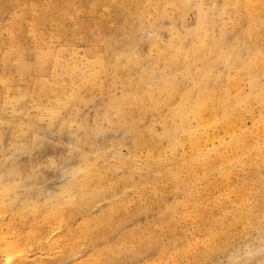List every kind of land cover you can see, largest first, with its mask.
I'll use <instances>...</instances> for the list:
<instances>
[{"label":"rangeland","instance_id":"obj_1","mask_svg":"<svg viewBox=\"0 0 264 264\" xmlns=\"http://www.w3.org/2000/svg\"><path fill=\"white\" fill-rule=\"evenodd\" d=\"M8 263L264 264V0H0Z\"/></svg>","mask_w":264,"mask_h":264},{"label":"bare ground","instance_id":"obj_2","mask_svg":"<svg viewBox=\"0 0 264 264\" xmlns=\"http://www.w3.org/2000/svg\"><path fill=\"white\" fill-rule=\"evenodd\" d=\"M238 3V2H237ZM176 4V3H175ZM235 5V3H234ZM250 9V8H249ZM252 10V9H251ZM191 59V58H189ZM192 62L193 59H191ZM204 65V64H203ZM254 67V66H253ZM198 70V69H197ZM196 70V71H197ZM63 71V70H62ZM201 73V72H200ZM250 75V74H249ZM201 76V75H200ZM197 77V76H196ZM201 78V77H200ZM203 78V77H202ZM197 82V81H196ZM204 84V83H203ZM230 84V83H229ZM232 84V83H231ZM230 84V85H231ZM235 86V84H234ZM168 87V86H167ZM209 87V86H208ZM233 87V85H232ZM201 88V87H200ZM206 87H204L205 89ZM231 89V88H230ZM235 90V89H234ZM218 91V90H217ZM227 91V89H226ZM194 94V93H192ZM201 97L198 99V103H197V106L196 107V110H195V116L199 117L200 118V123H198L196 126H190V134H193V133H197V132H203L205 131L208 127H209V124L212 123L214 124L213 126H215V123L218 122L219 120H222L225 127H226V130L229 131L231 129H233V127L235 125H237V120H235V117H234V112L236 110V108H234V106H232V104L230 103L231 100L233 102V104H236V99H231L229 97V94H223V96H219L217 97V95L215 94V92L208 88H206L205 90L202 91V94L200 95ZM222 97V98H221ZM238 97V96H237ZM240 99V98H239ZM262 99V98H261ZM227 101V102H226ZM240 101V100H238ZM196 105V104H195ZM192 106V105H191ZM218 109H221L222 110V115L220 114H217L218 113ZM188 110V109H187ZM204 111H209V114L207 116L210 115V117L208 118H205L204 116ZM220 111V110H219ZM194 112V110L192 111ZM182 113V112H181ZM191 115V114H190ZM206 115V114H205ZM183 119V118H182ZM196 121V120H195ZM190 123V122H189ZM236 123V124H235ZM218 124V123H216ZM222 124V123H221ZM191 125V124H190ZM217 126V125H216ZM239 127V126H238ZM211 128V126H210ZM213 128V127H212ZM220 128V127H219ZM186 129V128H185ZM234 130V129H233ZM231 130V131H233ZM189 132V131H188ZM200 137V136H199ZM199 143L196 141V144ZM10 223V222H9ZM33 231V230H32ZM4 236V235H3ZM2 239V238H1ZM11 249V248H10ZM12 251V252H11ZM16 251V250H15ZM18 251H19V248H18ZM8 252H11L13 253V249L8 251ZM17 252V251H16ZM15 253V252H14ZM10 255V254H9ZM7 254L6 257L9 256ZM14 255V254H13ZM16 255V253H15ZM11 257V256H10ZM5 259V258H4ZM9 260V259H8ZM16 263V262H15ZM9 264V263H8Z\"/></svg>","mask_w":264,"mask_h":264}]
</instances>
